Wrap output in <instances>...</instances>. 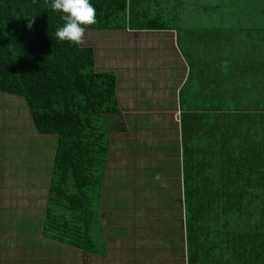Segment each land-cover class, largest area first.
I'll return each instance as SVG.
<instances>
[{
	"label": "trees",
	"instance_id": "16d2710c",
	"mask_svg": "<svg viewBox=\"0 0 264 264\" xmlns=\"http://www.w3.org/2000/svg\"><path fill=\"white\" fill-rule=\"evenodd\" d=\"M90 2L96 23L85 29L173 30L188 65L170 149L185 264H264V0ZM62 16L50 0H0V93L24 100L39 137L56 136L44 236L107 257L100 208L117 76L96 71L93 47L57 39Z\"/></svg>",
	"mask_w": 264,
	"mask_h": 264
},
{
	"label": "rangeland",
	"instance_id": "374dc122",
	"mask_svg": "<svg viewBox=\"0 0 264 264\" xmlns=\"http://www.w3.org/2000/svg\"><path fill=\"white\" fill-rule=\"evenodd\" d=\"M172 37V33L129 28L86 29L80 44L94 48L96 71L116 73L123 106L114 117L118 122L110 137L100 208L109 256L105 260L92 256L91 264H185L179 155L170 149L179 144L176 87L187 63L174 49L177 41L173 45ZM54 140L56 136L35 133L22 98L0 93V141L7 142V148L9 142L14 144L11 150L0 149V167L13 164L14 175L18 172L14 181L21 178L22 182L25 176L29 187L22 199L33 205L39 222L46 205ZM18 165L24 176L15 168ZM8 178L0 179V190L11 186L3 183ZM36 179L41 182L35 185ZM4 197L0 192V209ZM97 230L94 239L100 237ZM39 251L43 253L40 245ZM85 256L89 255L76 253V264H86L81 261ZM43 260L40 257L39 264L51 261Z\"/></svg>",
	"mask_w": 264,
	"mask_h": 264
},
{
	"label": "crops",
	"instance_id": "0c3cea01",
	"mask_svg": "<svg viewBox=\"0 0 264 264\" xmlns=\"http://www.w3.org/2000/svg\"><path fill=\"white\" fill-rule=\"evenodd\" d=\"M150 32V31H147ZM159 32V31H156ZM165 33H172L173 34V45L175 42V31H160ZM174 49L177 51V53L180 55L182 61L185 64L183 56L180 54L179 49L174 46ZM172 53V52H171ZM173 55V53H172ZM174 56V55H173ZM186 71H188L187 65ZM185 75L187 76V72H185L183 78L180 80L178 86L176 87V92L181 88L182 84L184 83ZM117 76V75H116ZM117 87H118V77H117ZM116 90V94H117ZM118 95V94H117ZM118 98V96H117ZM118 104L119 108L122 110L121 102L118 98ZM178 107L179 103L177 102ZM136 106H133V109L136 112ZM176 119H178V125H179V119H180V109L178 112V115L176 116ZM6 132H2V134H5ZM13 133V132H10ZM7 142L0 141V149L11 150L12 146L10 144H13V142H9L8 148L6 145ZM17 146V145H16ZM33 147V146H32ZM1 164V163H0ZM21 166L18 165L15 168H19V172L24 176L23 171H21ZM4 170V171H3ZM38 174V173H37ZM50 174L49 173V179L47 182V187H49L50 182ZM18 172L14 175V168L13 164L4 167H0V179H6L7 176L9 178L3 182L5 185L7 183L11 184L8 188H3V190H0L1 193H5V197L2 200L4 203V206H1L0 209V217L3 216V219H0V264H39L40 257L44 260L45 258L51 259L50 262L44 264H76L77 260L75 257L76 253L83 252L85 254H88L89 256H85L81 261L86 262V264H91L92 256H96L99 258H103V260L106 259V257L93 255L88 252H85L83 250H79L74 247H70L66 244H63L61 242L52 240L50 238H46L44 236V215L42 220L39 222V219L36 214L33 212V205H29L27 202L22 199L23 194H27V190L29 185H27L25 176L22 182L21 178L16 179L14 181V176L17 177ZM32 179H27V181ZM41 180V179H40ZM35 182V181H34ZM39 180L36 179L35 185L38 184ZM16 183V185H14ZM48 192V189H47ZM31 194V193H29ZM27 199V197H26ZM21 203L20 206L16 207L14 204L16 201ZM47 200V196H46ZM46 206V205H45ZM45 213V209H44ZM102 226V224H101ZM103 230V226H102ZM105 239V236H104ZM33 242L36 244L34 245ZM106 244V241H105ZM39 245L41 249H43V253L41 254L39 251ZM107 247V255H108V245ZM46 254L44 253V250L46 251ZM70 254L73 255V258H69ZM65 255V256H64ZM39 256V257H38ZM64 256V257H63ZM43 260V261H44ZM86 260V261H85Z\"/></svg>",
	"mask_w": 264,
	"mask_h": 264
},
{
	"label": "clouds",
	"instance_id": "9594fccd",
	"mask_svg": "<svg viewBox=\"0 0 264 264\" xmlns=\"http://www.w3.org/2000/svg\"><path fill=\"white\" fill-rule=\"evenodd\" d=\"M51 9L62 13L64 24L56 30L59 41H67L73 45L83 43L85 26L96 23V10L90 0H50ZM34 21H29L27 28L30 30Z\"/></svg>",
	"mask_w": 264,
	"mask_h": 264
}]
</instances>
